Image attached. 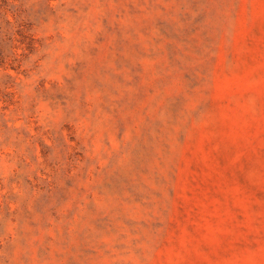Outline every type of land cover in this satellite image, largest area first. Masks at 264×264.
Listing matches in <instances>:
<instances>
[{
	"label": "rangeland",
	"instance_id": "obj_1",
	"mask_svg": "<svg viewBox=\"0 0 264 264\" xmlns=\"http://www.w3.org/2000/svg\"><path fill=\"white\" fill-rule=\"evenodd\" d=\"M0 264H264V0H0Z\"/></svg>",
	"mask_w": 264,
	"mask_h": 264
}]
</instances>
